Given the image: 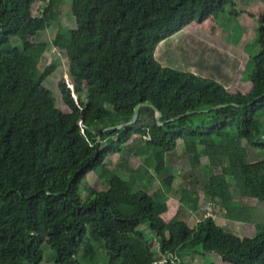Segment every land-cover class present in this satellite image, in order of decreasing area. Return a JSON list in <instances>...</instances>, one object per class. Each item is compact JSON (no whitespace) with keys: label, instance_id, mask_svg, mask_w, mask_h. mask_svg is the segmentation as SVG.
I'll use <instances>...</instances> for the list:
<instances>
[{"label":"trees","instance_id":"trees-1","mask_svg":"<svg viewBox=\"0 0 264 264\" xmlns=\"http://www.w3.org/2000/svg\"><path fill=\"white\" fill-rule=\"evenodd\" d=\"M40 1L44 7L34 16L33 0H0V117L5 115L0 122V264H43L44 246L53 251V264H82L78 254L91 258L98 247L109 264H157L164 257L163 264H180L181 257L192 254L264 264V220L244 218L234 199L245 190L264 201V12L257 20L259 51L248 56L251 88L243 94L197 74L159 67L153 57L160 41L192 21L208 20L225 0H70L74 21L85 29L60 28L57 37L80 75L70 77L73 90L58 83L67 113L48 103L38 114L30 105L29 83L41 77L46 59L37 51L36 37L61 16L63 0ZM17 34L21 47L8 50L7 42ZM49 72L44 69L42 77ZM113 104L123 113L107 109ZM138 104L146 106L139 108L134 124L109 129L129 122ZM154 110L161 113V126ZM226 128L246 145L227 144ZM135 134L144 137L135 154H147L145 165L124 180L110 172L113 196L82 185L88 193L84 199L80 186L86 175L105 170L113 153H122L125 163V145ZM112 136L114 144H105ZM181 143L187 155L205 154L214 170L233 179L231 196L212 192V197L226 206L228 219L254 224V235L241 238L213 216L194 227L169 225L161 217L168 212L165 194L151 196L128 185L157 154ZM151 148L158 152L151 154ZM253 151L262 156L251 158ZM162 171L169 191L174 176L168 167ZM190 201L196 209L198 201ZM122 206L132 212L123 213ZM143 223L150 241L138 229Z\"/></svg>","mask_w":264,"mask_h":264},{"label":"rangeland","instance_id":"rangeland-1","mask_svg":"<svg viewBox=\"0 0 264 264\" xmlns=\"http://www.w3.org/2000/svg\"><path fill=\"white\" fill-rule=\"evenodd\" d=\"M44 3L40 0H33L30 9L34 16L39 15L43 9ZM233 7V9H231ZM61 16L57 21L51 22L48 29L38 34L36 37L37 51L44 55L46 63L41 66V73L30 81L29 85L32 90L30 96V105L32 109L40 114L48 103H53L62 112L67 113L69 110L64 104L58 91V83L62 80L64 84L73 90L71 85V75H80V69L77 64L65 56L64 48L57 37L60 28L65 29H80L84 30L83 23H77L71 15L70 0H63L60 6ZM264 12V0H230L226 4V12L221 15L219 26L223 28V38L229 37L227 40H222L213 34L207 39H201L196 36V32H202L207 29L206 26L198 21H192L182 32L173 35L167 39L160 41L153 52V57L159 67L170 68L180 73H192L197 75L212 73L217 76V68L206 66L202 64L213 63L217 64L221 57L228 59L229 63L234 65L239 64V76L244 74L248 77L252 73V63L247 61L248 56H255L259 51L257 39V20L260 14ZM237 16L241 29L245 31L246 38L237 43L242 37L241 30H231L233 24L231 17ZM215 23L212 20V25ZM229 33V34H228ZM232 33L236 37L232 36ZM241 33V34H240ZM218 38L217 40L215 38ZM21 35H14L6 44L8 50H13L15 47H21ZM249 44L246 51H244L245 42ZM207 41V42H206ZM206 42V43H205ZM236 43V44H235ZM47 66V67H46ZM48 68L50 72L42 77L44 69ZM208 76V75H207ZM238 76V77H239ZM202 77V76H201ZM207 78V77H203ZM238 83L230 85L229 90L232 93H245L250 90L249 84L245 85ZM88 86L83 84L82 92L86 97ZM108 110L116 113H123V108L119 104H113L107 107ZM5 115L0 117V122L4 120ZM227 144H241L245 146V140H240L237 133L232 128H226L223 132ZM115 142L114 136L108 138L105 144L113 145ZM222 142V141H221ZM224 142V140H223ZM144 137L140 135H133L126 143L125 148L128 151V156L125 163L120 160L122 153H113L105 160V170L91 172L86 175L83 184L80 186V193L84 199L88 197L87 191L82 185H88L97 191L109 190L113 196L115 190L109 187L108 180L109 173L112 172L121 179H128L133 176V172L137 171L140 166L145 165L147 154L136 155L137 151L143 146ZM202 151V150H201ZM252 151V150H250ZM158 151L155 148L150 149L151 154ZM251 158L257 159L262 156L259 151L251 152ZM198 159V160H197ZM194 159L193 156L187 155L184 152L182 143L176 149L169 152H161L154 157L149 167H145L141 172L144 174V179L141 181L135 180L136 176L129 181L128 185H134V189L144 190L149 195H155L160 192V196L164 194L167 196L168 212L165 220L172 226L179 224H186L194 227L196 223L202 219L213 216L219 225L224 226L239 237L250 236L254 233V225L237 223L227 218L226 206L221 204L218 198L212 197V192H226V195L231 193L228 190L230 185H235L231 177L226 176L220 170H214L209 158L201 153V155ZM164 167L171 170L174 180L171 189L167 191L165 187L164 177H167V172L162 171ZM137 173V174H138ZM220 185H223L220 187ZM163 189V190H160ZM160 190V191H159ZM235 205H240V215L244 218H257L264 220V201L260 195H256L245 190L234 195ZM158 199H155L157 202ZM190 200H197L196 209L193 208ZM187 202L185 205L183 202ZM224 205H226L224 203ZM228 205V204H227ZM237 210V209H236ZM123 213H131L132 209L128 207H121ZM238 211H235L237 214ZM138 229L141 230L147 240H151L150 232L146 229V224H141ZM89 238V234L87 236ZM152 242V241H151ZM156 247V243H152ZM97 245V243H94ZM44 262L43 264H53V259H50V254L53 251L47 246H44ZM82 264H109L103 248L98 247L97 253L91 258H84L83 252L78 254ZM166 257L160 258L157 264H163ZM180 264H235L231 257H226L220 254L211 255H185L180 258Z\"/></svg>","mask_w":264,"mask_h":264},{"label":"crops","instance_id":"crops-1","mask_svg":"<svg viewBox=\"0 0 264 264\" xmlns=\"http://www.w3.org/2000/svg\"><path fill=\"white\" fill-rule=\"evenodd\" d=\"M228 3H230V0H225L224 4L219 8V10H217L211 16V18H209L208 20H206V21L201 23L202 26H206L207 25L208 27H207L206 30H204L202 32H196L197 33L196 36H200L201 39H207L208 37H210L211 34H213V36L218 37V38H220L222 40H227L229 38V37L223 38V35H226V34H223V28H221V26H219V24H218V22L220 21L221 15L226 12V4H228ZM231 9H233V7ZM232 16L233 17H231V18H233L232 19L233 24L230 27V33H231V30H241L242 31V37H240V39L237 42V43H241L246 38L245 31L241 29V25H240V22H239L237 16H235V15H232ZM212 20L215 21V23L213 25H212ZM232 36L236 37V35L233 34V33H232ZM215 37H212V38H215ZM218 38H215V39L217 40ZM207 41H208V39H207ZM248 41L249 40H247V43L245 42L246 45L244 47V51H246V49H247V46L249 44ZM203 65L212 66L213 68H217L218 74H217V76H213L212 73H209V74H202L201 76L202 77H207L206 79H212V80L217 81L218 83L222 84L227 90H229V86L230 85H236L239 82L243 83L242 80H244L246 82L245 85L249 84L251 86V84L248 81V77H245L244 74H240V76H239V73H240L239 70H238L240 68L239 64L234 65L231 62L229 63L228 59L225 58V57H221L218 60L217 64L205 63V64H202V66ZM230 92L232 93V91H230ZM243 94H245V93H243ZM139 177H140V179H138V181L139 180L141 181L142 178L143 179L145 178L143 173H142V177H141V172L139 174ZM241 191H243V190H240L239 193H241ZM165 215H166V213L163 216H161V217H163L164 220H165V217H164ZM233 221H235V220H233ZM235 222L242 223V224H251V223L240 222V221H235ZM252 225H254V224H252ZM254 229H255V225H254ZM254 234H255V230H254V233L252 235H254ZM252 235H250V236H252Z\"/></svg>","mask_w":264,"mask_h":264},{"label":"water","instance_id":"water-1","mask_svg":"<svg viewBox=\"0 0 264 264\" xmlns=\"http://www.w3.org/2000/svg\"><path fill=\"white\" fill-rule=\"evenodd\" d=\"M74 99L77 101L76 97H74ZM142 106H146V104H138L135 109H134V112L132 114V117L130 119L129 122H126L124 124H121V125H118L116 127H111L109 129H114V128H121V127H125V126H129V125H132L136 122V119H137V115H138V110L140 107ZM148 106V105H147ZM155 111V120H156V123L161 126L163 123L160 122V117H161V113L158 111V110H154ZM173 120V119H172Z\"/></svg>","mask_w":264,"mask_h":264}]
</instances>
